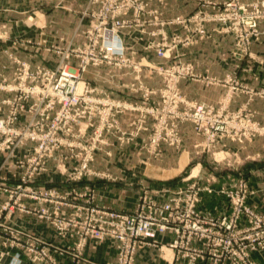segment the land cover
I'll return each mask as SVG.
<instances>
[{
  "label": "built area",
  "instance_id": "1",
  "mask_svg": "<svg viewBox=\"0 0 264 264\" xmlns=\"http://www.w3.org/2000/svg\"><path fill=\"white\" fill-rule=\"evenodd\" d=\"M152 1L88 0L91 8L83 15L88 20V27L81 32L83 40L79 46L64 52L57 51L59 60L54 68L40 64L31 68L27 62H17L18 68L13 76L0 79V153H6L8 157L5 161H8L15 158L17 150L28 143L33 144L32 149L15 162L23 174L17 180V185L12 188L4 186L12 203L4 206L2 211H12L15 206L26 213L37 214L39 218L50 219L60 235L70 232L71 236L82 239H114L118 254L116 264H132L133 254L139 245H150L158 235L166 232L175 236L169 244V248L175 251V262L179 258L187 260L186 264L206 258L220 262L227 257L233 264H250L248 253L256 248H264V240L258 235H264V220L244 205L245 183L241 182L237 192L229 194L231 215L217 218L203 217L195 212L199 190L194 185L170 194V199L162 204L152 197H142L135 209L127 213L98 208L89 189L83 194L76 189L62 194L35 185L36 178L45 171L50 159L57 158V170L67 172L68 183L76 184L83 175L90 173L89 164L93 162L99 147L107 145V135L116 138L120 144L124 143L126 133L119 126L118 116L125 112H140V107L101 94L87 85L82 76L88 67L126 66L129 59L125 56L126 48L120 32L133 24L142 27L140 19L143 16L150 17L148 24L156 27L151 36L159 37V40L152 41L148 47L155 50L159 57L170 58L174 47L186 45L187 37L173 36L168 41L164 27L170 23L159 19L160 13L149 8ZM127 14H131V20L125 19ZM198 19L199 15L196 14L193 20ZM171 23L185 26L186 20L181 18ZM71 58L77 61L75 72L68 67ZM131 67L136 73L140 71L136 65ZM149 69L155 70V67ZM159 72L164 76L165 83L160 91L161 99L170 114L166 115L163 108V116L158 119L151 136V145L155 146L159 141L172 142L175 122L189 121L198 132L208 134L209 129H205L204 125L217 123L216 119H221L220 116L202 105L187 102L177 89L181 79L199 76L178 64L160 68ZM152 92L149 90L144 99L148 100L147 96ZM180 105L184 107L183 113L177 112ZM141 122L143 120L133 121L131 125L136 127ZM221 124L231 126L237 124V119L224 120ZM215 129L219 131L217 134L224 132L234 140L247 138L242 134L237 138L232 131H225L223 126ZM130 136L132 139L136 134ZM70 161L74 162L68 168L65 165ZM22 199L51 204L53 211L45 207H28L23 202L19 203ZM61 207H72L73 213L61 211ZM243 220L248 223L247 228L240 227ZM252 232L256 234L254 238ZM3 234L19 242L17 231L8 229ZM21 236L28 240L24 247L32 254L33 261L56 264L51 253L58 251L56 247L39 242L29 234ZM193 242L199 244L197 249L193 247Z\"/></svg>",
  "mask_w": 264,
  "mask_h": 264
},
{
  "label": "crops",
  "instance_id": "2",
  "mask_svg": "<svg viewBox=\"0 0 264 264\" xmlns=\"http://www.w3.org/2000/svg\"><path fill=\"white\" fill-rule=\"evenodd\" d=\"M200 0H166L160 4L154 0L150 2L149 8L160 13V19L167 21L177 16H189L194 13ZM223 2L224 0H212ZM245 3L264 0H243ZM63 7L55 9L44 15V25L37 27L40 42L44 44L60 43L63 48L79 46L82 38L72 39L77 30L88 27V20L83 14L90 10L88 0H63ZM10 11L7 8H0V12ZM154 26H147L148 32L155 30ZM47 30H53L52 33ZM207 38L191 46H180L174 50L169 59L160 58L153 49L144 50L147 44L158 41V37H151L141 34L138 29L123 30L122 40L125 46H130L135 53L126 52L133 60L142 64H172L180 61L191 64L194 71L201 76H211L218 80L225 77L233 78L255 89H264V35L255 41L250 47V56L238 59L232 55L233 40L230 36L218 32L214 24L206 26ZM165 32L169 37L173 34L184 36L183 29L175 26H165ZM66 36V37H65ZM65 38V39H64ZM62 41V42H60ZM41 44V43H40ZM44 48V47H43ZM42 49V48H41ZM34 52L21 51L22 60H26L33 68L36 65H43L54 68L59 56L54 53L45 52L43 49ZM77 61L71 59L69 65L75 68ZM11 73V72H10ZM9 75V73H8ZM136 76L144 86L157 89L161 86V77L149 70L142 68L141 72L132 70H109L107 66L98 68L89 67L84 72L83 81L91 88L100 91L101 94L110 95L113 98L132 102H141L139 94H133L128 86L137 83ZM179 88L185 98L189 101L207 105H216L226 95V87L221 85H205L201 82L182 80ZM152 101L158 99L152 96ZM247 97L239 92L234 93L228 101L227 110L235 111L246 102ZM250 107L257 111V121L264 124V99H255ZM131 118L120 116L122 129L128 127ZM183 145L180 155H176L172 148L162 145L163 164L151 166L153 172L168 173L166 176H149L142 170L140 157H146L139 145L145 139L143 134L135 143L119 147L113 137H107L109 146L97 153L91 167L100 173H110L114 179L86 178L79 183V189L83 186H91L96 193V204L118 212H131L134 209L136 200L141 188L149 190H168L169 192L178 188H187L191 184L201 187H210L212 192H201L197 210L205 216L220 217L229 213V206L226 199L217 193V190L224 185H233L239 178L246 181L250 195L246 203L253 207L256 212L264 215V139L259 138L254 142L239 145L228 141L220 143L218 150L222 153H231L236 157V165L233 170L223 169L220 172H213L210 166L196 165V174L192 170L181 175L189 164V155L198 137L192 131L190 124L180 127ZM31 145L17 151V156L11 158L8 165L0 167V206L6 200L2 192L3 186L12 187L22 175L23 171L16 167V160L25 152L31 149ZM5 154H0V161ZM129 158L131 160H129ZM188 159V160H185ZM48 171L36 178V186L43 188H55L61 192L68 190L70 186L63 176L55 170V161L48 163ZM69 167V166H68ZM190 169V167H188ZM222 169V168H221ZM170 173V174H169ZM167 197V196H166ZM159 198V203L165 198ZM30 207L33 203L25 201ZM7 223L23 231L35 234L47 243H52L58 250L56 255L58 264H83V263H107L115 261V252L110 241L99 244L87 242L82 252L86 261H73L71 254L74 252L77 238H60L49 222L39 219L32 214L14 212ZM174 239L171 232L158 235L150 245H142L138 248L135 257V264H178L173 261L174 252L168 245ZM4 249L0 245V254ZM258 264H264V255L254 254ZM0 264H33L17 250H11L5 255ZM195 264H212L207 261H198Z\"/></svg>",
  "mask_w": 264,
  "mask_h": 264
},
{
  "label": "rangeland",
  "instance_id": "3",
  "mask_svg": "<svg viewBox=\"0 0 264 264\" xmlns=\"http://www.w3.org/2000/svg\"><path fill=\"white\" fill-rule=\"evenodd\" d=\"M165 2H166V0H163V2H159V3L164 4ZM199 2L200 3H199L197 10L194 13H192L191 15L183 16V17L177 16V17H174L171 19H167V21H165V22L170 23L168 26L181 27V29H183V32L185 34L184 36H181L179 34H173L171 37L168 36L169 42L172 40L173 36L179 37V38H186L187 37L186 38L187 39L186 45H181V44L177 45L176 47L173 48V50L171 51V54L174 50H176L180 46H191V45L197 44L198 42L206 39L208 36L206 26L209 24H214L217 26L219 33H221L223 35L230 36L232 38V40H233L232 55H234V57H237L238 59L239 58L243 59V58H246L247 56L249 57L251 45L255 41L259 40L262 35H264V2L253 1V2H249V3H245L243 0H224L223 2H214L212 0H200ZM63 5H64L63 0H0V8H7L10 10L7 12H0V79L2 77L11 78L13 76V73L15 72V70L18 68L17 62H19V63L27 62L26 60H22V55H21L22 50L30 51L32 53V52L42 48L45 52L54 53V54L58 55L56 53L57 51L58 52H60V51L64 52V50L68 49V48H63L60 43L44 44L43 41L40 42L39 37H38V32H37L38 31L37 27L44 25V17L43 16L46 15V13L48 14L51 11H54L55 9H59V8L63 7ZM59 10H61V9H59ZM196 14L199 15V19L194 21L193 18L195 17ZM131 17H132L131 14H127L125 16V19L131 20L132 19ZM181 18H184L186 20L185 26H183L181 24L177 25V24L171 23V22H174L177 19H181ZM150 19L151 18L148 16H143L140 19V24H143L142 27H138V25L133 24L130 28H125L123 30L138 29L139 32H141V34H147V35L151 36V32H153L154 30L150 31V32H148L146 30L147 26H151L148 24ZM159 19H160V15H159ZM86 29L87 28L77 30L71 38L74 40L77 39L78 37L82 38L81 32H84ZM123 30H121V32ZM164 30H165V27H164ZM49 31L50 30H47V32H45V33L48 34ZM52 31L53 30H51L50 32L52 33ZM121 32H120V37H121ZM52 35H53V33H52ZM60 42H62V41H60ZM149 45L150 44H147L144 47L145 51L150 50V48L148 47ZM124 46H125V44H124ZM76 47L77 46H74L71 48H76ZM125 48H126V52H129L131 54L135 53V51L132 48H130V46L126 45ZM126 52H125V56L129 59L127 62V65L122 67V68L107 66L109 68V70H111V71H113V70L128 71V70H132V67H131L132 65H136L140 69L139 72H141L142 68L145 67V69L149 70L150 72L156 73L161 77V86L157 89H151L149 87L144 86L143 83L139 80V76H136L135 80H137L136 81L137 83H131L128 86V89L133 94H139L141 97V102L137 103V102L127 101V100H123V101L128 102V103L137 104L138 107H140V112H134V113L125 112V113L118 116L119 126L121 129H122V127H121V123H120V116H128L131 118V121L129 122L128 127L126 129H122L126 133L124 143L120 144L119 142H117L116 138H114L111 135H107L105 138L107 145H101L99 147V150L96 151V153L94 154L93 162L95 161V156L97 155V153L101 152L102 150L105 149V147L109 146V143L107 141V137H113L115 139L116 144L119 147H122V146L132 145L143 134H146L145 139L139 145V148L141 149V151H143L146 154V157H140V160L142 161V163H141L142 170L146 174H149V176H154V177L166 176V174H168V173H164V174L161 173L160 174L157 172L156 173L153 172L152 171L153 169L151 168V166H154V164H153L154 162L156 163L155 165L163 164L164 158H163V152L161 151L162 145H165L169 148H172L176 155H178V156L180 155L181 150H182V145H183V139L181 136L180 127H181V125H184V124H190L192 126L193 133L199 139L197 142L194 143V146L192 147V151H191L189 158H188V159H190V162L186 166L184 172L181 175H184L186 172L189 173V172H191V170L193 171L192 172L193 174H196L197 171L195 170L194 167H196V165H198V164L202 165V168L204 165L205 166L208 165L211 167L213 172H220L223 169L233 170L234 166L237 163V162L235 163L236 157L233 154L222 153V152H220V150H218V147H219L221 142L228 141L231 143L244 145L246 143L254 142L256 139H259V138L264 139V124H261L259 121H257V119H256L257 111L250 107L251 102H253L255 99H264V89L252 88V87H250L244 83H241L237 80H234L233 78H230V77H225L224 80H218L217 78L211 77V76H201L194 71V68L191 64L183 63L180 61L174 62L172 64H153V65L152 64L149 65V63L142 64L141 62L133 60L130 56H127ZM155 54H156V52H155ZM170 57H171V55H170ZM160 58H162V57H160ZM71 59H73V58H71ZM167 59H169V58H167ZM28 64L30 65V63H28ZM175 64L187 67V68L191 69V71L193 73H195L196 75L199 76V78H195V79H199V80L190 79V78H183L177 83V89H178V92L180 93V95L182 96V98H184L187 102L202 105L206 110H211L214 115H219L221 119L218 120L216 118H213V120L216 119L218 122L214 123V124L206 123L204 125L205 129H206V127H208V129H209V133L206 135H203L202 133L198 132L195 125L189 121L175 122L174 128H173L174 133H175V135L173 137V141L172 142L171 141L170 142L159 141L158 144L153 146L150 143L151 136L153 134L155 127L157 126L158 119L161 116H163L161 114V112H163V108L167 112L166 115L170 114L168 109L166 108V105L163 104L162 99H161L160 91L164 87L165 83H164V76L162 75V73L159 72V69L160 68H170L171 66H173ZM103 66H106V65H103ZM68 67L70 69H72V71L75 72L77 64H76L75 68H72V67H70L69 62H68ZM99 67H101V66H99ZM149 67H155V70H150ZM95 68H98V67H95ZM8 73H9V75H8ZM182 80H191V81H195V82H201L205 85H221V86H224V87H226V90H227L226 95L215 106L189 101L185 98V96L180 91L179 83ZM149 90H153L154 92L150 93L147 96L148 100H146V99H144L145 98L144 96ZM236 92L244 94L247 97V99H246V102L242 106H240V108L231 112V111L227 110V104H228L229 98ZM108 96H110V95H108ZM152 96H157L158 99L156 101L151 102ZM110 97L113 98L112 96H110ZM114 99H116V98H114ZM118 100H120V99H118ZM151 109H153L154 111L150 112ZM183 110H184V107H182L181 105L178 106V108H177L178 113L179 112L183 113ZM232 118L237 119V124H231V126L221 124V122H223L224 120H230V119L232 120ZM137 120H139V121L143 120V122H141V125H137L136 127L132 126L131 122L137 121ZM242 121L246 122V123H240ZM220 126H223L225 131H227V130L232 131L234 133L235 137H237V138L240 134H242V136L246 135L247 138L241 139L239 141L238 139H236V140L231 139L224 132L222 134H217L219 131L216 130L215 127H220ZM132 133H135L136 136L131 139L130 135ZM235 133H237V134H235ZM219 135H222V136H219ZM211 136H213V138ZM28 144H30V143H28ZM30 145L33 147V144H30ZM25 146H23V147H25ZM17 151L15 152V157L17 156ZM25 153H23L22 155H24ZM0 154H5V157L0 161V167H4L5 165H8V162L11 158H9L8 161H5V159L8 157L7 154L6 153H0ZM12 158H14V157H12ZM188 159L185 158V160H188ZM51 160L55 161L54 168L58 172V174L63 176L65 178V180L67 181L68 173L67 172L60 173L57 170V158H53V159L48 160L46 163V169L41 174L48 171V167H49L48 163ZM129 160H131V159L129 158ZM73 162L74 161L67 162L65 166L70 167L73 164ZM92 163L89 164L90 173L83 175L82 179L79 183L84 181L86 178H90V177H94V178L97 177V178L110 179V180L114 179V175H112L110 173H108V174L107 173H100V172H97L94 169H92V167H91ZM188 167H190V169H188ZM241 182L245 183V185H246V193L244 194L245 195V199H244L245 204L244 205L246 207H248L255 216L264 220V215L259 214L258 212H256V210L253 207L249 206L246 203V199L250 195V190H249V187H248L246 181L242 178H239L236 181V183H234L233 185L232 184L231 185H224V186H221L217 190V193L226 199V202L229 206V213L225 216H220V217H228L231 215L232 207H231V202L229 199V194H230V192H234V191L237 192L238 186ZM67 183H68V181H67ZM79 183H76V184H70L69 183L71 187H69V189L65 190L64 192H61L55 188H43V187H39V186L38 187L43 188V189H54V190H56L62 194L69 191V190H72V189H76V191L78 193L83 194V192H85L87 189H89V190H92V192H93L94 205L97 206L98 208L108 209L106 207H102V206H99L96 204V197L97 196H96V193H95V190L93 187L83 186V188L79 189V187H77V185ZM15 185H17V184H15ZM193 185L196 186V189L199 190L198 195H197V198H198L197 203L199 202L201 192H209V193L212 192L210 187H208V186L201 187L195 183L191 184L187 188H178L177 190H174L171 192H169L168 190H149L147 188H141L140 193L138 195V198L136 200V204L134 206V209H135L136 205L138 204V202L142 199V197H147V198L152 197L155 199V201L158 202V204H162V203H165L166 201H168L170 199V197H171L170 194H174V193L178 192L179 190H187L189 187H191ZM7 187H9V186H7ZM4 189L5 188L3 186L1 190H2L3 194L6 195V200L0 206V245L4 249V252H2L0 254V261L11 250H17L23 256H25L30 262H32L33 264H42L41 262L33 261L32 254H30L29 251L26 250V248L24 247L25 246L24 243H26V241H28V240L21 238L22 237L21 234L32 235L39 242H42V243H44L45 241L40 239L35 234L23 231L22 229L14 228L7 223L8 219L16 211L20 212V213H24V214H32V215L36 216L37 218H39L38 215L34 214L32 212L26 213L24 211L19 210L15 206H13L12 211H9V210L2 211L4 206L11 205V203H12V201H10L9 194L7 192H5ZM160 197L161 198L166 197L165 201L162 203H159L158 199ZM25 201H30L33 203L30 207H33V206H38L39 208L45 207L50 212L53 211V205H51V204L38 203L37 201L29 200V199H22L19 201V203L23 202V204L26 205ZM79 203H82V202L79 201ZM197 203H196V205H197ZM196 205L194 208L196 213L200 214L203 217L217 218V217H213V216L202 215L197 210ZM60 210L64 211L67 214H71V213H73L74 209L72 207H69V208L61 207ZM109 210H112V209H109ZM112 211H115V210H112ZM116 212H118V211H116ZM39 219H42V220L49 222V224L55 230V226L53 225V222L50 219H47V218H39ZM248 226H249L248 223H246L244 220L241 222V226H240L241 228H247ZM251 226H253V224ZM8 229L17 231L19 233V236H20L19 242L12 239V237L10 235L5 236L3 234V231L8 230ZM252 229H255V228L252 227ZM55 232H56V230H55ZM252 233H253L252 235L254 238L256 234L254 232H252ZM56 234L62 239L63 238H77V243H76L75 248H74L75 250L71 254V259L73 261H86L84 259L82 250H83L84 246L87 244V242H93V243L99 244V243H102L105 241H110L112 243V248L115 252V261L114 262H107V263L116 264L118 261V259H117L118 254H117V248H116L117 242L114 239H110L107 237L103 238L102 240L90 238V237L82 239L78 236H74V235L71 236L70 232L69 233L67 232L64 235H60L57 232H56ZM258 235H259V238L261 240H264V235H261V233H259ZM174 238H175V236H174ZM259 238H258V241L262 242L261 240H259ZM45 243H47V242H45ZM49 244L53 245L52 243H49ZM192 245L196 249L199 246V244H196L195 242H193ZM140 246H142V245H139L136 248L135 253L133 254V258H132L133 263L132 264H135L136 253H137L138 248ZM168 248H169V245H168ZM172 251L174 252V256H173V261H174L175 251L174 250H172ZM51 253H52V257L55 260L56 264H58L57 258H56L58 251L56 253H53V252H51ZM254 254L264 255V248H256V249H254L248 253L247 259H248V262L250 264H258L255 261ZM186 261L187 260H185V259L179 258L176 261V263L186 264L187 263ZM198 261H207V262H210L212 264H233L232 260L230 258H227V257H225L223 260H220V262H215L212 259L206 258V259H202V260L198 259L195 261V263H197ZM92 263L93 264H102V263H96V262H92ZM83 264H91V263H83ZM103 264H106V263H103Z\"/></svg>",
  "mask_w": 264,
  "mask_h": 264
}]
</instances>
